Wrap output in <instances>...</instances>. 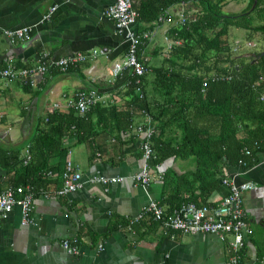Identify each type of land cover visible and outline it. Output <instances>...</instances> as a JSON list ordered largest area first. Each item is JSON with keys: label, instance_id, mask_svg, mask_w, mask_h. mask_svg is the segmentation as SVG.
I'll return each instance as SVG.
<instances>
[{"label": "crops", "instance_id": "obj_1", "mask_svg": "<svg viewBox=\"0 0 264 264\" xmlns=\"http://www.w3.org/2000/svg\"><path fill=\"white\" fill-rule=\"evenodd\" d=\"M114 1L0 0V29L31 28L30 37L23 41L11 42L0 34V69L7 65L34 66L44 55L45 60L55 61L101 51L95 59L66 73L51 68L43 76L35 77L34 86L0 80V150L8 156L19 150L18 162L9 171L0 164V192L22 180L20 169L34 123L38 117L51 114L53 104L60 105L53 113L73 110L67 108L66 100L80 90H95L104 106L125 104L128 74L114 77L112 67L125 55L126 44L104 15ZM136 2L139 0H132ZM247 4L248 0H227L222 10L229 5L231 13H239ZM52 6H56V11L51 20L41 22ZM182 11L191 17L197 9L192 4H178L165 11L169 20L141 29L135 24L136 32L145 41L140 44L139 58L149 69L165 65L169 42L176 40V16ZM145 33H149L147 38L142 37ZM142 121L143 117L135 112L131 125ZM63 142L64 146H71L70 160L82 175L83 187L65 197L56 195L67 160L58 173L41 179L44 187L30 184L35 202L29 223H22L21 209L17 206L0 222V264H229L228 250L215 236L164 234L158 223H134V227L116 229L103 237L111 214L134 220L149 201L159 202L162 183L153 175L145 187L132 180L143 161L139 140L128 130L120 141L100 134L92 139V149L85 143L74 145L73 136ZM257 158V164L248 170L227 171L235 183L255 185L242 195L253 235L246 242L241 264H264L256 256V248L264 244V154H258ZM169 167L182 173L193 169V162L169 159L158 167V172ZM95 174L122 177L123 181L107 185L90 183L89 177ZM227 192L221 185L211 195L210 204L218 203ZM78 235L81 237L76 242ZM64 240L76 248L75 254L64 249Z\"/></svg>", "mask_w": 264, "mask_h": 264}, {"label": "trees", "instance_id": "obj_2", "mask_svg": "<svg viewBox=\"0 0 264 264\" xmlns=\"http://www.w3.org/2000/svg\"><path fill=\"white\" fill-rule=\"evenodd\" d=\"M226 1L133 3L140 29L158 23V18H165V11L174 5L192 4L197 12L185 26L176 28L180 44L171 47L164 66L149 69L140 59L147 72L142 77L128 74L122 106L96 103L82 117L73 110L38 117L28 146L31 160L20 169L23 177L14 187H44L41 179H46L49 171L58 173L68 158L71 146L63 145L66 137L73 136L74 145L85 143L91 149L92 139L102 133L120 141L135 112L141 117L149 115L157 130L151 141L155 155L152 175L162 183L157 204L167 214L188 203L197 207L210 204L211 195L221 187L228 170L254 167L257 155L264 154V100H260L264 94V55L259 57L264 49L239 55V51H233L228 35L234 27L246 30L249 40L258 36L264 41V0H257L254 8L253 0H248L239 13L223 12ZM144 43L141 40V45ZM245 149L250 155H245ZM18 153L8 156L0 150L1 166L9 171L18 162ZM169 159L192 161L193 169L178 173L169 167L158 172ZM146 221L157 223L150 215L135 221L111 214L103 237ZM256 256L264 260V244L256 248Z\"/></svg>", "mask_w": 264, "mask_h": 264}, {"label": "built area", "instance_id": "obj_3", "mask_svg": "<svg viewBox=\"0 0 264 264\" xmlns=\"http://www.w3.org/2000/svg\"><path fill=\"white\" fill-rule=\"evenodd\" d=\"M132 0H115L114 3L108 6L104 12L105 17L111 20L117 34L126 44V52L123 58L113 64L112 76H121L129 74L135 77H142L147 72V67L139 58V48L141 44V36L135 30L137 13L132 7ZM56 11V6L48 9L46 14L42 16L41 22H48ZM176 26H185L193 17L188 16L183 11L177 14ZM169 20V17L161 16L158 21ZM31 28L21 27L13 30L0 29V34L10 40H27L30 37ZM149 33L143 34V38H147ZM166 40V39H165ZM180 44L178 40L169 42L167 52L172 46ZM248 47L254 48V43H248ZM233 51L238 52L239 47L233 46ZM100 52L91 54H75L67 57L58 58L55 61L45 60L47 55H44L39 63L30 67H17L7 65L0 69V80L9 82L19 81L35 85V77L43 76L51 68L57 69L61 73H66L71 69H75L80 65L85 64L91 59H95ZM247 56V53L245 54ZM168 57V56H167ZM260 100H264V94L260 96ZM99 95L95 90H80L74 97L66 100L67 108L73 109L77 115L84 116L91 107L99 103ZM60 109L58 103L53 104L49 113H53ZM128 131L133 137L139 140V149L141 152V160L143 166L141 170L132 176V180L137 184L145 187L151 181L153 172V154L151 141L156 135V129L152 125V119L149 115L143 116L142 123L130 125ZM246 156L250 155L248 150H244ZM71 152H67V162L64 170L61 172V186L56 190V195L65 197L73 194L83 187V178L77 170L76 165L70 160ZM31 160V155L28 148L25 150V155L22 164L25 166ZM241 165L245 163L241 160ZM52 176V172L47 173ZM90 183L113 184L123 181L122 177L108 178L99 174L89 177ZM221 185L226 187L227 194L216 204H207L197 207L192 203L184 204L170 214L158 206L157 201H149L148 204L135 216L134 220H139L145 215H150L153 221L157 222L164 234H172L180 232L182 234H204L215 236L220 242L224 243L229 253V264H239L242 260V252L246 246L249 237L253 235L252 228L247 222V214L243 208L244 192L255 188L252 182H243L237 184L234 178L228 176L221 180ZM35 193L31 185L10 186L0 192V222L5 220L13 211L14 207H19L22 214V223L28 224V216L34 209ZM64 249L75 254L76 248L71 247L68 240L62 242Z\"/></svg>", "mask_w": 264, "mask_h": 264}, {"label": "rangeland", "instance_id": "obj_4", "mask_svg": "<svg viewBox=\"0 0 264 264\" xmlns=\"http://www.w3.org/2000/svg\"><path fill=\"white\" fill-rule=\"evenodd\" d=\"M223 12L231 13L229 5L223 9ZM228 39L233 46H237L240 48L239 55H245L246 53L249 54L255 52L260 53L264 49V41L260 37L253 36L252 39L249 40L248 32L243 29H236L234 27H231L229 29ZM248 43H254L255 47H248ZM254 228L256 227L254 226Z\"/></svg>", "mask_w": 264, "mask_h": 264}, {"label": "water", "instance_id": "obj_5", "mask_svg": "<svg viewBox=\"0 0 264 264\" xmlns=\"http://www.w3.org/2000/svg\"><path fill=\"white\" fill-rule=\"evenodd\" d=\"M256 2H257V0H253V6H252V8L255 7ZM263 55H264V51H262V52L259 54V57H261V56H263Z\"/></svg>", "mask_w": 264, "mask_h": 264}]
</instances>
